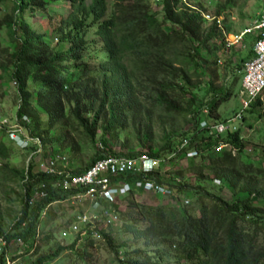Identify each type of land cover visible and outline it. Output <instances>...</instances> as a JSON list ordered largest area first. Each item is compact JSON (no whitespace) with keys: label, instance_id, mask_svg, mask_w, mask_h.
<instances>
[{"label":"trees","instance_id":"trees-1","mask_svg":"<svg viewBox=\"0 0 264 264\" xmlns=\"http://www.w3.org/2000/svg\"><path fill=\"white\" fill-rule=\"evenodd\" d=\"M56 3L63 7L58 9ZM154 4L157 11L145 0H0V7L10 10L0 19V32L6 30L7 40L4 46L0 39V82L13 85L15 119L43 150L50 145L52 151L73 156L83 150L74 136L83 138L85 145L100 132V148L95 147L85 167L67 170L71 176L106 157L145 155L159 161V167L146 175L110 178L112 185L128 184L124 198L98 200L102 211L116 218L113 227L119 225L96 232L116 264H264V161L261 166L242 161V113L235 131L218 137L208 134L209 126L225 121L218 119L217 111L229 99L227 89L214 90L209 82L207 101L196 103L195 98L203 69L215 65L210 61L215 52L209 51L211 41L220 40L223 45V37L215 24L205 27L200 15L180 6L179 0ZM43 20L55 21L52 35L40 27L34 29ZM251 58L252 51L246 61L241 60L236 80ZM262 108L256 99L242 111L260 116ZM201 112L210 121H205L206 127H200ZM41 115L46 116L44 123ZM185 115L192 116V127L179 134H163L160 145L151 149L123 155L109 147L107 139L117 141L122 132L147 138L155 116ZM26 118L32 126L25 123ZM1 132L0 192L12 184L20 191L18 214L9 230L0 232V264H6L5 249L10 243L25 246V255L33 245L49 241L52 206L84 190L62 189L61 177L38 171L39 161L29 160L26 169L10 168ZM191 153L202 168L214 173L213 178L200 175L176 181L170 176L172 170L165 165L186 162ZM137 182L152 183L169 195L147 191L154 200L140 203L133 194L143 190L135 188ZM212 182L220 184L218 195L207 189ZM84 240L79 249L75 242L57 247L29 264H52L65 252L76 264H92L93 243L90 236Z\"/></svg>","mask_w":264,"mask_h":264},{"label":"rangeland","instance_id":"rangeland-1","mask_svg":"<svg viewBox=\"0 0 264 264\" xmlns=\"http://www.w3.org/2000/svg\"><path fill=\"white\" fill-rule=\"evenodd\" d=\"M152 11H157L153 0H145ZM190 5L197 8L199 11L221 18L222 28L225 31L226 39L229 42L234 40L248 25L257 17L260 11V0H189ZM61 9L63 4H54ZM110 7V2H109ZM110 10V8H109ZM10 10L9 8L0 7V19ZM211 24L206 23L205 27ZM55 26V21L48 23L47 21L38 22L34 29L40 27L44 33L52 35L51 29ZM221 34V33H220ZM222 35V34H221ZM223 37V35H222ZM0 39L4 46H7L6 30L0 32ZM221 41L213 40L209 46V51H215L211 63L215 65L205 70L203 76L199 77L197 86L200 90L196 92V103H205L211 96V93L206 89V83L211 82L212 88L215 90L227 89L229 99L218 107V119H230L237 113H242L243 122L239 125L245 149L242 154L243 162H251L257 166H261L264 161V107L260 116L249 114L242 111L243 104L241 103V88L240 79L236 80L238 65L241 60L248 59L250 51H252L253 40L250 36H245L241 42L225 46L224 38ZM203 104H198L201 107ZM203 109V108H202ZM16 99L14 96L13 85L6 80L0 82V131L3 132L1 139L2 143L9 150L8 165L14 169H26L28 161L46 162L49 159L57 160V170L66 171L81 169L85 167L88 161L94 156L95 147H99L100 132H96L93 143L83 144L84 140L81 137L74 136L75 143H82L83 150L77 156L71 155L68 151L55 150L52 151V146H48L43 150L41 143L37 139H31L28 132L22 129L15 119ZM203 112L200 116L194 119L200 123L209 121L205 119ZM43 123L46 121V116L41 115ZM192 116L185 115L175 118H165L155 116L150 122L152 133L145 138L142 134L139 136H126V132L119 134L117 141L108 140L111 151L115 154L122 153L134 154L151 149L154 145H160V140L163 134L173 133L179 134L185 132L192 127ZM211 120V119H210ZM25 123L32 126L30 119L26 118ZM210 123V121H209ZM30 141L26 146L22 141ZM53 144V143H52ZM25 145V146H24ZM27 148L36 149L34 152L28 151ZM27 149V150H25ZM215 154L218 153V148L215 149ZM73 156V159H70ZM192 153L186 157V162L181 160L166 164V168H171L172 175L176 181L189 180L192 177H203L207 179L213 178L214 173L209 172L207 168H202L198 157ZM205 185V184H204ZM220 184L218 182L209 183L207 189L215 195L220 193ZM14 191L15 194L11 193ZM135 199L140 203H149L153 201L155 196L145 190L134 191ZM20 191L16 184H12L5 189L4 193L0 192V232L3 233L12 226L18 211ZM126 194L116 195L115 201L124 198ZM190 205L193 206L192 200L187 199ZM103 205L99 201L93 203L90 200H82L80 202L64 201L52 206L53 221L48 226V231L53 234L49 236V241H41L37 245H33L32 249L25 254V246L18 241L10 243L5 249L7 255L6 264H29L41 256H45L57 247L66 248L72 243H76L75 249H79L86 244L85 237L90 236L93 243L90 248V261L92 264H116V260L110 254L101 237L97 236L96 232L107 230L111 224L112 229H118L119 225H114L107 222L106 216L102 211ZM197 209V207H196ZM44 216V213L42 214ZM85 217L86 222L77 223L76 217ZM6 246V245H5ZM133 248V247H132ZM135 248V247H134ZM23 255V257L21 256ZM19 257L15 261L8 260L9 257ZM52 264H76L73 259H70L69 252L62 253L58 260Z\"/></svg>","mask_w":264,"mask_h":264},{"label":"built area","instance_id":"built-area-1","mask_svg":"<svg viewBox=\"0 0 264 264\" xmlns=\"http://www.w3.org/2000/svg\"><path fill=\"white\" fill-rule=\"evenodd\" d=\"M158 0H153L156 3ZM261 7L257 17L248 25L244 31L234 37L232 42L226 39L225 31L222 28L221 18L205 14L194 6L190 5L189 0H179V5L192 11L208 24H215L218 31L223 35L225 46L241 42L245 36L253 37L252 58L244 64L240 78L241 103L242 109H246L252 101H258L264 107V0L260 1ZM206 113V111H204ZM241 121V113H237L224 122L214 124L208 127V134L218 137L226 132H232L237 129L236 125ZM206 122L201 123L200 127H206ZM27 145L30 141H22ZM24 145V146H25ZM223 147H219L218 151ZM194 155V154H193ZM57 160L49 159L46 162H40L37 169L45 172L47 175H57L61 177L60 185L62 189L84 190L67 199L69 202H80L84 199L96 203L98 200L113 202L116 195L128 193L129 186L125 182L110 183V178L119 177L131 173L146 175L159 167V161L151 159L145 155L137 158H116L106 157L96 161L84 173L71 176L68 172L57 170ZM135 188L142 187L145 191H154L161 195H169L166 189L153 185L149 182L135 183ZM44 192H40L39 197H43ZM186 203V202H185ZM108 223L116 221V218L103 211ZM77 223L86 222L85 217H76Z\"/></svg>","mask_w":264,"mask_h":264}]
</instances>
